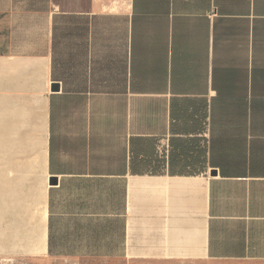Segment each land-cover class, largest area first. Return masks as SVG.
Here are the masks:
<instances>
[{"label": "crops", "instance_id": "1", "mask_svg": "<svg viewBox=\"0 0 264 264\" xmlns=\"http://www.w3.org/2000/svg\"><path fill=\"white\" fill-rule=\"evenodd\" d=\"M0 256L264 264V0H0Z\"/></svg>", "mask_w": 264, "mask_h": 264}, {"label": "rangeland", "instance_id": "2", "mask_svg": "<svg viewBox=\"0 0 264 264\" xmlns=\"http://www.w3.org/2000/svg\"><path fill=\"white\" fill-rule=\"evenodd\" d=\"M35 180V178H34ZM45 215L44 209L41 211ZM40 235V234H39ZM0 264H239L220 261H130L128 259H56L50 257H19V256H0ZM260 264V263H256Z\"/></svg>", "mask_w": 264, "mask_h": 264}, {"label": "bare ground", "instance_id": "3", "mask_svg": "<svg viewBox=\"0 0 264 264\" xmlns=\"http://www.w3.org/2000/svg\"><path fill=\"white\" fill-rule=\"evenodd\" d=\"M25 220V219H24ZM13 224V223H12ZM19 224H21V223H19ZM15 225V224H14ZM21 226V225H20ZM19 226V227H20ZM17 227V226H16ZM19 227H17V229L19 228ZM12 228H13V226H12ZM32 228V227H31ZM30 228V229H31ZM27 230V231H31V232H33L32 230ZM16 230V229H15ZM14 230V231H15ZM34 230V229H33ZM16 231H18V230H16ZM26 231V230H25ZM18 232H20V230L18 231ZM18 232H16L17 234H18ZM15 233V232H14ZM22 233H25L26 234V232H22ZM28 233V232H27ZM34 233V232H33ZM11 234H13V233H11ZM30 234V233H29ZM32 234V233H31ZM12 236V235H11ZM18 236V235H17ZM20 237H22V236H25V235H19ZM18 236V237H19ZM28 237H26L27 239H26V241L28 240V238H29V235H27ZM33 236V235H32ZM32 236H30L31 237V239L29 238V240H30V242H29V244H27V245H30V246H28L27 248H25L26 246H23V247H21V249L23 248L24 250H27L26 252H28V253H37V252H40L41 251V240H40V236L41 235H39L38 237H35V235L33 236V238H32ZM16 237V236H15ZM20 237H19V239H17V240H21L20 239ZM40 237V238H39ZM4 237H2V239H3ZM14 239V238H13ZM17 240H16V242H17ZM22 240H25V239H22ZM28 240V241H29ZM14 241V240H13ZM13 241L11 242V243H13ZM37 241H39V243L37 244ZM19 242V241H18ZM22 242V241H21ZM2 243V242H1ZM20 243V242H19ZM10 244V243H9ZM15 244V243H14ZM25 244H26V242H25ZM20 246V244H17L16 246H15V248H17V246ZM23 245V244H22ZM11 246L13 247V244H11ZM29 248V249H28ZM18 249H19V247H18ZM25 252V253H26Z\"/></svg>", "mask_w": 264, "mask_h": 264}, {"label": "water", "instance_id": "4", "mask_svg": "<svg viewBox=\"0 0 264 264\" xmlns=\"http://www.w3.org/2000/svg\"><path fill=\"white\" fill-rule=\"evenodd\" d=\"M58 87V85H54V88ZM56 180V179H55ZM50 182H54V179H51Z\"/></svg>", "mask_w": 264, "mask_h": 264}]
</instances>
